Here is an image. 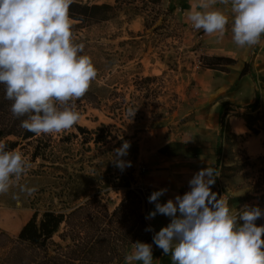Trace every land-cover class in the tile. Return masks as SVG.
Listing matches in <instances>:
<instances>
[{"label": "rangeland", "instance_id": "1", "mask_svg": "<svg viewBox=\"0 0 264 264\" xmlns=\"http://www.w3.org/2000/svg\"><path fill=\"white\" fill-rule=\"evenodd\" d=\"M83 1L117 7L110 20L90 27H77L72 19L73 42L84 44L83 54L91 57L97 78L85 96L76 101L81 118L70 130L27 140L11 135L3 140L19 141L13 149L20 150L31 163L19 184L38 190L29 197L14 182L8 193L0 194V232L16 239L35 212L39 213L38 218L49 208L69 213L70 209L63 208L64 203L83 204L95 195L113 212L129 183L142 189L148 214L149 206L150 211L154 209V204L148 202L153 191L168 189L160 198L164 203L174 198L178 187L194 173L181 165L208 159L207 133L212 132L209 134L212 138L211 128L217 131L221 125L222 151L216 166L220 175L212 191L228 201L233 213L246 204L264 210V152L247 154L242 149L245 137L228 132L225 123L228 102H223L227 105L226 113H219L216 108L215 121L210 119V123L208 115L221 101L209 94L212 75L205 69L209 67L202 58L221 55L212 50L203 30L192 28L178 0ZM244 113L238 111L234 115ZM252 122L260 129L258 134L264 144V113ZM102 124L109 127L98 132L105 138L96 144L92 131ZM178 139L184 144L183 149L174 144ZM124 141L136 143L138 153L129 148L122 159L130 161L131 166L121 171L112 161L114 150ZM168 144L164 151L169 155H165L161 149ZM186 150L193 154L183 153ZM35 153L39 154L37 158ZM14 196H19L20 207ZM92 213L94 206L80 217L87 219ZM124 219L119 217L114 222L121 239L131 226V219ZM148 221L157 231L159 218ZM169 222L170 218L165 226ZM256 224L264 225V218ZM65 228L64 223L54 241L62 242L59 233ZM12 245L6 237L1 238L0 255ZM156 248L153 244L154 261L162 252ZM121 264H125L124 259Z\"/></svg>", "mask_w": 264, "mask_h": 264}, {"label": "clouds", "instance_id": "2", "mask_svg": "<svg viewBox=\"0 0 264 264\" xmlns=\"http://www.w3.org/2000/svg\"><path fill=\"white\" fill-rule=\"evenodd\" d=\"M73 0H0V85L11 101L10 112L20 127L37 136L70 130L81 118L76 101L85 96L98 71L84 44L73 42L69 9ZM230 7L233 42L240 48L257 45L264 36V0H197L187 12L195 30L222 38L229 18L214 7ZM130 142L114 150L112 163L123 171L131 166L122 159ZM31 163L18 149L0 141V194L14 182L21 193L38 189L19 184ZM219 169L210 164L188 181L189 191L161 203L167 188L153 191L154 204L146 219L158 214L170 222L155 232L152 243L136 241L124 256L125 264H154L153 244L172 264H264V218L258 206L244 205L233 213L228 201L212 191ZM17 207L19 196H14ZM242 222V223H241Z\"/></svg>", "mask_w": 264, "mask_h": 264}, {"label": "trees", "instance_id": "3", "mask_svg": "<svg viewBox=\"0 0 264 264\" xmlns=\"http://www.w3.org/2000/svg\"><path fill=\"white\" fill-rule=\"evenodd\" d=\"M119 1V0H116ZM151 2H161L162 0H149ZM116 6L111 3H89L83 0H73L69 9L71 19L76 21L77 27H90L95 23L110 20L114 16ZM204 65L209 68L228 71L230 65L235 64L236 59L228 56L204 57ZM249 71V64L245 63L241 70V75ZM4 86L0 85V141L15 135L24 140L34 138L36 135L23 130L20 127L21 119L14 118L10 112L11 101L4 98ZM256 109V105L253 106ZM244 113L242 117L246 120L249 129L258 134L259 128H256L253 120L257 119L259 114ZM77 127L83 130L82 127ZM108 125L102 124L96 130L92 131L96 136L92 140L99 144L104 141L105 135L99 134L100 131H107ZM223 132V127H222ZM9 149L15 148L19 141H5ZM174 144L184 148L181 142ZM170 144L161 149L165 155V149ZM130 149L138 153L137 144H131ZM221 146L217 153L221 154ZM183 153L193 154L186 150ZM35 158L39 156L35 153ZM219 161V160H218ZM63 208L70 209L69 213L65 210H55L49 208L38 218L39 213L35 212L32 218L21 228L16 239H11L4 232H0V239L6 237L13 245L3 255H0V264H121L126 248L136 241L151 242L154 232L146 231L151 224L147 216V200L143 197L142 189L131 187V183L126 185V194L120 204L113 212L103 203V200L97 195L85 201L83 204L73 205L67 201ZM73 205V206H72ZM92 206L95 213H92L87 219L80 217L83 212L89 210ZM131 219V226L124 239H121V232L114 228V222L117 218ZM65 223V230L59 233L63 241H70L63 244L54 241L53 237L60 231L62 224ZM93 226L94 228H91Z\"/></svg>", "mask_w": 264, "mask_h": 264}, {"label": "crops", "instance_id": "4", "mask_svg": "<svg viewBox=\"0 0 264 264\" xmlns=\"http://www.w3.org/2000/svg\"><path fill=\"white\" fill-rule=\"evenodd\" d=\"M178 2L180 8L184 9V15L187 18V12L193 4L197 3V0H178ZM214 7L222 10L225 15L228 16L229 23L226 25V30L222 38H217L215 35L209 36L207 34H204V37L210 39V47H212V50H214L217 55L232 57L236 59V62L229 66L230 69L228 71L205 68L208 72H211L210 74L212 75L209 94H211V96L220 97L219 99L221 101L220 104L213 106L211 111L212 115H208V118L209 121L210 119L215 121L214 114L216 113V108L219 109V113H222V111L223 113H226L225 106L228 105L229 109H227V114L225 115V123L228 132L243 135L245 137L242 149L246 150L247 154L257 153L260 155L264 152L263 139L259 136L260 134H251V130L247 126L246 120L241 115H234V113L239 111L254 114L259 111H264V36H262L260 42L253 47H238L232 39L233 33L231 27L233 16L230 12V7L220 3H217ZM188 22L191 24L190 21ZM245 63L249 64V71L245 75H241V70ZM223 102H228V104L223 105ZM254 105H256V109H254ZM211 130L214 132L212 138L211 135H209L212 134V132L207 133L210 138L208 144V153L210 154H208V159L191 162L190 165H181L182 167L194 171L189 180L201 168H205L210 164L215 167L218 165L220 154L217 153V150L220 146L222 148V125L217 131L212 128ZM225 132L227 131L224 130V133ZM177 141L180 142L181 139H178ZM197 155L199 156L201 154ZM188 181L183 182V184L175 191L174 195H183L185 192L189 191ZM157 217L159 218L161 227H157L158 229L156 231L155 227L151 225L155 232H158L164 227L169 219L168 217L159 214ZM156 249L159 250L158 247ZM154 264H172V260L171 257H167L161 252V254L155 259Z\"/></svg>", "mask_w": 264, "mask_h": 264}]
</instances>
